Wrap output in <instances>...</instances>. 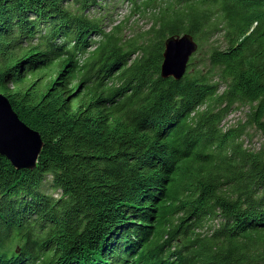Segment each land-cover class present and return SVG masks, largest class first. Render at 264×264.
<instances>
[{
	"label": "trees",
	"instance_id": "1",
	"mask_svg": "<svg viewBox=\"0 0 264 264\" xmlns=\"http://www.w3.org/2000/svg\"><path fill=\"white\" fill-rule=\"evenodd\" d=\"M103 1L0 0V93L43 142L0 156V264H264V0H125L152 14L130 36Z\"/></svg>",
	"mask_w": 264,
	"mask_h": 264
},
{
	"label": "water",
	"instance_id": "2",
	"mask_svg": "<svg viewBox=\"0 0 264 264\" xmlns=\"http://www.w3.org/2000/svg\"><path fill=\"white\" fill-rule=\"evenodd\" d=\"M198 45L190 34L173 35L165 39L160 77L180 79ZM43 147L39 133L13 111L8 99L0 93V156L16 170H32Z\"/></svg>",
	"mask_w": 264,
	"mask_h": 264
},
{
	"label": "rangeland",
	"instance_id": "3",
	"mask_svg": "<svg viewBox=\"0 0 264 264\" xmlns=\"http://www.w3.org/2000/svg\"><path fill=\"white\" fill-rule=\"evenodd\" d=\"M98 14L106 16V27H113L114 25L123 27L125 36L147 30L152 24V14L150 11L146 13L135 11L133 13L132 6L125 0H104L103 9L101 8V10L97 12V15ZM207 48L208 46H204L202 51L204 52ZM247 111V106L239 107L232 111L223 121L222 127L227 129L242 125ZM241 141L248 149L256 150L263 145L260 133L251 126H245L243 128Z\"/></svg>",
	"mask_w": 264,
	"mask_h": 264
}]
</instances>
